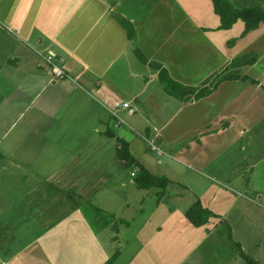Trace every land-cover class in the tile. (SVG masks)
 Masks as SVG:
<instances>
[{
    "label": "crops",
    "instance_id": "crops-1",
    "mask_svg": "<svg viewBox=\"0 0 264 264\" xmlns=\"http://www.w3.org/2000/svg\"><path fill=\"white\" fill-rule=\"evenodd\" d=\"M119 1L0 0V73L15 74L19 89L16 115H0V264H107L120 230L103 224L104 213L128 231L134 215L145 217L126 264H186L194 256L198 264H264L262 243L233 238L264 232V85L260 72L250 73L261 59L238 68L248 80L220 82L198 101L168 94L153 66L196 91L212 88L205 83L212 69L229 58L215 60L213 41L199 54L204 43L194 42L242 21L220 30L212 2L219 25L192 21L191 32L171 22L181 0L136 1L123 12ZM229 1L237 8L264 3ZM263 35L261 24L242 39ZM41 54L63 60L70 81L54 80ZM49 89L36 115H25ZM123 146L137 163L120 156ZM197 201L215 215L201 227L186 217ZM216 233L225 240L210 241ZM231 245L234 256L204 250Z\"/></svg>",
    "mask_w": 264,
    "mask_h": 264
},
{
    "label": "rangeland",
    "instance_id": "rangeland-1",
    "mask_svg": "<svg viewBox=\"0 0 264 264\" xmlns=\"http://www.w3.org/2000/svg\"><path fill=\"white\" fill-rule=\"evenodd\" d=\"M136 1H142V0H120V10L121 12H123L124 8L126 7V4H132ZM149 1V0H147ZM155 1H159V0H155ZM171 0H168V2H170ZM234 4L238 5L240 4V2H244V0H231ZM254 1V0H253ZM201 1L199 0H181V8L179 9L178 7L175 8L174 14H175V21H171L173 24L178 25L179 27L185 28L187 30H190L191 32L195 30V27H193V25H190L187 27V25L192 24L191 22H196V23H201L202 25L205 26H211L212 24L214 25H219V19L218 17L213 13V6H212V1L211 0H206L204 2V8L200 7ZM248 2L250 3V0H248ZM260 2V1H258ZM256 2H253L251 4H254ZM169 5H172L171 3ZM209 7V8H208ZM200 9H202V14L200 12ZM178 19V21H176ZM244 30V24L242 22H239L231 31H217L215 34V38L208 39V40H199L194 42L195 44H199L201 45L202 43H204V47L199 48V50L201 51L199 54H203V53H208L209 50L214 47L212 41L216 44V54H215V60L217 59V57H219V59L217 60V62H219L221 60V57H223L225 60L229 58L228 62H221L220 64H216V68L212 69L214 71L213 75H211L209 77V79H207L205 83L208 84V86H215L219 80L227 75H231V74H239L241 72V70L238 69H231L230 70V64L235 63V60H239L243 57V55L248 54L250 57H256L257 59H261L260 60V65L257 68H254L253 70H250V73L252 75H257V72H260V75L262 77H260V79L262 80V84L264 85V35L261 36L260 38H254L251 40H244L241 39L239 40L238 44H235L236 46L232 49H230L227 46V42L231 39L237 38L242 34V31ZM197 38H200L199 36H196ZM243 41V42H242ZM223 42V44H222ZM242 43V44H241ZM187 46V45H185ZM213 52H210L209 55L211 56ZM199 54L197 55L196 62L195 64L192 65V67H196L194 65L199 64L200 65V60L201 57H199ZM48 54H44V55H40L42 60L46 63V65L49 67V69H51V66L47 63V61L45 60L44 56H46ZM208 55L205 54L204 57ZM184 59H188V61H190L191 59L187 56L182 57ZM229 63V65H228ZM7 68V67H6ZM203 70V68H200V72ZM261 70V71H260ZM200 72H198V74H200ZM212 72V71H211ZM263 72V73H262ZM67 73V72H66ZM262 73V74H261ZM68 74V73H67ZM240 75V74H239ZM71 77V76H70ZM54 80H57V82H62V79H57L54 78ZM65 81H70L69 80V74L68 77H66L64 79ZM16 76L15 74L10 75L7 71L5 72H1L0 73V85H2V90H0V115H16L15 111H14V106H19V104H16V102H19L18 99V95H19V89L16 91V89H14V87L12 85H14V83L16 82ZM9 87H13V88H9ZM201 87V86H200ZM198 87V88H200ZM52 89H49L45 94H42L40 96L39 102L36 101L35 103L31 104L29 107V109L26 111L25 115H33L35 112H38V108L40 107V103L43 102L49 95L50 91ZM160 91L162 93V95L166 96V94L164 93V91L162 90V88H160ZM23 93V91H21ZM240 93V92H239ZM243 95V94H242ZM43 97V98H41ZM167 97V96H166ZM245 99V96H240L239 100ZM22 99V98H21ZM26 100L24 102H22L23 104H25ZM239 105V104H236ZM236 105H234V108L236 107ZM233 108V109H234ZM25 109V107H23V110ZM129 112H126L124 114L121 115H127ZM36 115V113L34 114ZM127 117V116H124ZM15 120V119H14ZM127 123V122H126ZM128 125L130 123H127ZM131 127H133L131 124L129 125ZM134 128V127H133ZM134 133V132H133ZM135 136L136 133H134ZM10 136H7L3 139V142L5 143L6 139H8ZM139 138V136H137ZM2 139V137H0V140ZM140 139V138H139ZM158 146V145H157ZM159 147V146H158ZM2 148V147H1ZM160 148V147H159ZM167 161H172L169 158H164ZM174 162V161H172ZM175 163V162H174ZM147 197V196H146ZM145 197V198H146ZM260 205L263 206V203L260 202ZM264 207V206H263ZM119 209V208H118ZM248 209V208H247ZM135 217V221L132 222V226L131 228L127 229V227L124 225V223L120 222L118 220H115L113 218V216L105 214L101 216V219L103 220V224L105 223H112L114 225V228L116 230H120V235L119 238L120 240L117 241L110 249H112V253L117 255L120 254V257L118 259H114L112 261V264H126L130 258L132 257L134 251L137 249L138 246V241L135 238V234H136V228L137 225H142L145 222V217H139L138 215H134ZM213 218V217H212ZM261 225L264 226V222H261ZM222 234H224L221 231ZM113 234H115L113 232ZM245 236L247 239H245ZM128 239L129 241L126 243L125 239ZM235 241L241 242L242 240L245 241L248 245H252V246H256L259 243H262V247H261V253L263 255V260H264V232H249L246 231V233L244 231L240 232H235V235L233 236ZM221 240H225L224 237H221L220 233H216V236H213L210 241H221ZM246 245V244H245ZM251 248H247V251H249ZM207 252H215L218 251L219 257L221 258V255H227V254H232L234 256L235 253H238V249L237 248H231L229 247H218L217 249L215 248L213 249H204ZM254 251V249L252 250V252ZM249 253V254H253L254 253ZM196 257V256H194ZM194 257L189 259L188 262L186 264H198L196 262H194ZM219 261V260H218ZM217 261V262H218ZM216 262V264H217ZM206 263V262H204Z\"/></svg>",
    "mask_w": 264,
    "mask_h": 264
},
{
    "label": "trees",
    "instance_id": "trees-1",
    "mask_svg": "<svg viewBox=\"0 0 264 264\" xmlns=\"http://www.w3.org/2000/svg\"><path fill=\"white\" fill-rule=\"evenodd\" d=\"M214 5L215 13L219 16L221 25L220 30H230L239 21L245 23V29L240 37L231 39L228 44L233 46L238 40L246 37L250 32L257 30L261 24H264V3H258L255 6L237 8L229 0H212ZM124 27L128 31L129 38H133L135 31L133 25L126 20H122ZM136 55L143 62L147 63V58L141 52L140 49H136ZM257 62L256 57H250L244 55L241 59L235 61L234 65H229L231 69H238L243 66L254 65ZM154 67L160 70V81L168 94L175 97L180 101H198L208 95H210L215 88H217L218 83L227 80H243L246 81L249 78L247 76L239 74L227 75L219 80V82L214 87H204L196 91L194 88L186 87L185 85L173 80L168 71L160 64H153ZM193 96V98H191ZM120 156L124 157L130 163H137L135 158L127 151L126 147L120 151ZM142 176L148 177L151 181H155L156 178L149 174L143 167H141ZM215 215L209 210L202 207L200 201L195 202L186 212V217L190 222L196 226L201 227L209 222V220ZM117 255H113L107 264H112V261ZM247 264H255L251 260H247Z\"/></svg>",
    "mask_w": 264,
    "mask_h": 264
},
{
    "label": "built area",
    "instance_id": "built-area-1",
    "mask_svg": "<svg viewBox=\"0 0 264 264\" xmlns=\"http://www.w3.org/2000/svg\"><path fill=\"white\" fill-rule=\"evenodd\" d=\"M45 59H46L47 63L51 66V72L55 78L64 80L66 77H68V74L66 73V71L64 70V68L62 66L63 60H61V59L58 60L55 55H51V54H48ZM123 107L128 108V105H124ZM115 117L118 121L115 124V128H120L124 124V122L122 119H120L118 117V115L116 113H115ZM149 146L157 154H159V155L162 154V151L157 146L156 142H149ZM133 176H134V174H133Z\"/></svg>",
    "mask_w": 264,
    "mask_h": 264
}]
</instances>
